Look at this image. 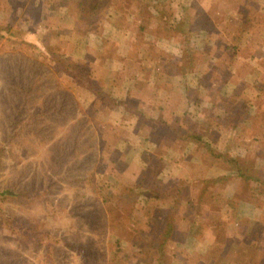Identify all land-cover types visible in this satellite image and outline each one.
<instances>
[{
	"label": "crops",
	"instance_id": "obj_1",
	"mask_svg": "<svg viewBox=\"0 0 264 264\" xmlns=\"http://www.w3.org/2000/svg\"><path fill=\"white\" fill-rule=\"evenodd\" d=\"M117 1L98 10L94 19L63 8L62 31L95 42L82 57L66 56L91 64V84L106 96L79 88L92 97L107 124L110 155L101 158L107 166L102 175L144 173L150 187L164 193L182 186L178 196L168 193L155 202L156 212L167 216L175 201L176 223L185 231V224L198 217L194 193L199 179L233 172L235 165L181 138L200 135L217 154L238 162L254 154L264 164V0H161L155 7L152 0V8ZM195 10L207 16L208 27L191 35L186 48L165 24L193 16ZM232 184L214 204L205 201L201 212L236 223L242 239L230 241L227 256L211 261L215 248L225 247L216 242L220 229L213 226L202 236L170 241L166 264H264L261 258L239 257L247 249L243 238L256 230L259 218L239 216L242 206L255 208L233 207L236 181ZM252 248L264 251L257 244Z\"/></svg>",
	"mask_w": 264,
	"mask_h": 264
},
{
	"label": "rangeland",
	"instance_id": "obj_2",
	"mask_svg": "<svg viewBox=\"0 0 264 264\" xmlns=\"http://www.w3.org/2000/svg\"><path fill=\"white\" fill-rule=\"evenodd\" d=\"M59 1L0 0V21H9L23 41H0V264H127L126 256L132 260L137 252L133 233L117 223L142 224L146 198L116 206V172L102 175L107 166L101 158L110 155L107 124L92 97L52 63L61 54L82 57L95 46L62 31L67 10ZM44 14L45 30L38 25ZM42 33L49 48L37 41ZM233 188L230 183L217 192ZM255 209L242 206L239 216L258 219L262 213ZM218 222L222 243L228 236L242 239L235 222ZM244 254L264 259L261 248Z\"/></svg>",
	"mask_w": 264,
	"mask_h": 264
},
{
	"label": "trees",
	"instance_id": "obj_3",
	"mask_svg": "<svg viewBox=\"0 0 264 264\" xmlns=\"http://www.w3.org/2000/svg\"><path fill=\"white\" fill-rule=\"evenodd\" d=\"M134 3H143L147 7L152 8V0H133ZM161 0H155L157 6ZM57 3H61L70 13L75 12L76 16L85 18L86 16L94 19L98 13V10H105L110 6H115L118 4L117 0H60ZM41 5V4H39ZM60 6V5H59ZM48 19L47 15L42 17V27L44 28V21ZM209 19L201 11L195 10L193 16L187 15L183 20L180 21H170L165 24V30H173L182 40L184 41V46L189 43L191 35L195 34L197 30L207 29ZM19 31H14L11 23L9 21H0V41L5 39L20 40L19 43H23L19 39ZM49 39L46 34L39 35V42L42 44L43 48H49ZM53 64L62 72L68 83H70L75 88L87 89L90 91L94 97L106 98L101 91L91 84V78L93 75L92 65L88 62L73 59L61 54L55 56L52 60ZM181 140H194L197 145L205 150L208 154L215 158H222L227 162L233 163L235 165V170L226 174L216 175L214 177L199 179V186L196 188L194 203H196V210L198 212V217L190 223L185 224V231L178 229V224L176 223V209L175 201L173 202V207L171 208L169 214L164 216L156 212L157 200L163 198L165 199L168 192L155 191L150 187V178H148L144 173L138 174L132 171H127L124 174L112 173L115 181L114 196L116 197V206L122 208V206H130L136 204L138 198H146L144 221L142 224L135 222L130 223V225L124 223H117L120 228H126L133 233L132 246L136 247L137 252L135 253V258L130 260L126 256L124 263L127 264H166L165 256V246L170 241H185L187 237H199L203 235V232L207 228L213 226L218 227L219 222L222 221L216 214L201 212V205L206 203L214 204V199L220 197L218 194V189L224 188L236 181L235 191H233V196L231 197V202L234 208L240 205H252L254 208L262 212L259 218V224L254 232L248 233L243 238V245L245 244L247 249L241 250L239 257L245 256V252L254 249L255 245L264 247V164L262 166L256 165V156L254 154H248L242 159L241 162L234 161L233 158H226L223 154H217L210 147V144L202 139L200 135L189 136L181 138ZM138 174L133 176L135 178L133 181H127L128 176ZM182 186H175L171 189V196L176 197L180 192ZM150 203V204H149ZM216 219V221H215ZM200 221V222H199ZM198 222V224H197ZM197 224V225H196ZM122 226V227H121ZM193 229L192 233L186 230ZM195 230V231H194ZM226 241L225 243L220 240V235L217 238L218 243H221L225 247L223 249H218L217 246L214 252L208 258L212 261L217 260V258H222L227 256L228 247L230 243ZM217 249V251H216ZM118 250V248H115ZM219 251L218 255H214L215 252ZM118 255H124V252L118 251ZM238 254V253H237ZM141 255H145L146 259L144 261H138ZM214 255V256H213ZM119 258V257H118ZM196 260V259H195ZM121 259L116 261L122 264Z\"/></svg>",
	"mask_w": 264,
	"mask_h": 264
}]
</instances>
